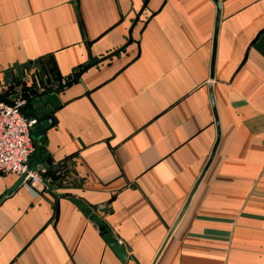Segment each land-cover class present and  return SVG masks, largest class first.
Instances as JSON below:
<instances>
[{
  "label": "crops",
  "instance_id": "0c3cea01",
  "mask_svg": "<svg viewBox=\"0 0 264 264\" xmlns=\"http://www.w3.org/2000/svg\"><path fill=\"white\" fill-rule=\"evenodd\" d=\"M218 2L210 73L212 0H0V80L53 119L51 189L0 171V264H150L217 129L155 264H264V0Z\"/></svg>",
  "mask_w": 264,
  "mask_h": 264
},
{
  "label": "built area",
  "instance_id": "2783aa9c",
  "mask_svg": "<svg viewBox=\"0 0 264 264\" xmlns=\"http://www.w3.org/2000/svg\"><path fill=\"white\" fill-rule=\"evenodd\" d=\"M0 94L12 100V104L0 100V171L11 172L16 176L24 174L19 185L37 191L49 190L52 184L38 170L28 169V157L34 151L30 138L33 121L23 116L19 107L29 97L11 98L0 91Z\"/></svg>",
  "mask_w": 264,
  "mask_h": 264
},
{
  "label": "water",
  "instance_id": "95a60500",
  "mask_svg": "<svg viewBox=\"0 0 264 264\" xmlns=\"http://www.w3.org/2000/svg\"><path fill=\"white\" fill-rule=\"evenodd\" d=\"M212 1H213L214 5H215V18H214L213 34H212L210 73H211L212 64H213L215 38H216V31H217V24H218V20H219V10H220L219 9L218 0H212ZM93 63L94 62H92L91 64H93ZM36 97H37V95L30 96L26 100V102L19 107V111L22 113V115L25 116V117H28L30 120H32L34 125H35L34 129L31 130V138L33 140L34 148L37 147V145H38L36 143V140H37V136L36 135H37V133L41 132V125H40L41 121L46 120L48 124H51L53 122V119H52V117L50 116L49 113H41L40 114V113H38L36 111V108H38L39 106L37 105V107L36 106L34 107L33 104H32V100H34V98H36ZM0 100L5 101V102H7L9 104H12V100H10L9 98L5 97L2 94H0ZM213 113H214V110H213ZM214 116H215V113H214ZM217 139H218V129L216 131V140L214 141V143L212 145V148H211V151L209 153V157H208L205 165L202 168L203 170L207 166L209 160L211 159V156H212L213 151L215 149V145H216ZM33 155H39V153H34ZM46 162H49L48 158H46ZM40 167H41V165H38V166H36L34 168L33 161L28 164V169L38 170V169H40ZM202 171L200 172V174L198 175V177L195 180L194 184L192 185V187H191V189H190L189 193L187 194V197H186V199L184 201V204L180 208V210L178 211L173 223L168 227V230H167L164 238L162 239L159 247L157 248L156 252L154 253V256H153L150 264H155V260H156L157 255L159 254V252H160L161 248L163 247L166 239L168 238V236L171 233V231L173 230L177 220L179 219L180 215L182 214V212H183V210L185 208V205L187 204V201L189 200V197H190L191 193L193 192L195 184L198 181ZM23 176H24V174H20V175L16 176L15 180L5 190L4 194L14 190L20 184V181L23 178ZM100 229H101V234H102V238L104 239V241L111 247L112 251L117 255V257L119 259L123 260L125 258V256H126V251H125L124 244L121 241H118L115 236L111 235V233L109 231H107L105 227L100 226Z\"/></svg>",
  "mask_w": 264,
  "mask_h": 264
},
{
  "label": "rangeland",
  "instance_id": "374dc122",
  "mask_svg": "<svg viewBox=\"0 0 264 264\" xmlns=\"http://www.w3.org/2000/svg\"><path fill=\"white\" fill-rule=\"evenodd\" d=\"M30 80L29 77L21 81L15 75H11V77L7 76L4 82L0 80V91L11 98H17L19 96L27 97L33 91Z\"/></svg>",
  "mask_w": 264,
  "mask_h": 264
},
{
  "label": "bare ground",
  "instance_id": "6f19581e",
  "mask_svg": "<svg viewBox=\"0 0 264 264\" xmlns=\"http://www.w3.org/2000/svg\"><path fill=\"white\" fill-rule=\"evenodd\" d=\"M21 113V112H20ZM22 114V113H21ZM28 118V117H27ZM33 125H34V123H33ZM33 125H32V127H33ZM31 130H32V128H31ZM30 138H31V131H30ZM31 140H32V138H31Z\"/></svg>",
  "mask_w": 264,
  "mask_h": 264
}]
</instances>
